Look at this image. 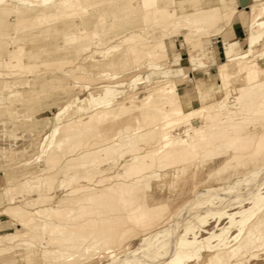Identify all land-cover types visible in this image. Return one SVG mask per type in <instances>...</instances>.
<instances>
[{"label": "bare ground", "instance_id": "6f19581e", "mask_svg": "<svg viewBox=\"0 0 264 264\" xmlns=\"http://www.w3.org/2000/svg\"><path fill=\"white\" fill-rule=\"evenodd\" d=\"M109 1L115 3L112 12L100 13V5ZM129 2L0 0V48H6L0 56V75L15 74L10 72L14 68L26 70L35 66L38 51L46 50L50 40L54 43L48 51L78 56L77 68L102 69L115 63L109 59L115 51L120 52V60L132 55L136 64L143 58L167 59L165 39L177 33L178 27H184L189 35L201 32L200 37L180 35L191 50L198 48L196 39L204 41L215 34L221 38L244 8L249 9L250 26L246 29L250 31L255 30L264 15V1L260 0H239L234 7L228 0H200L199 13L194 15L189 11L178 13L176 9L167 11L158 5V0H143L144 7L151 5V8L141 17L144 24L137 26L133 9L140 8ZM216 6L225 16L229 15L228 23L218 32L206 28L200 15L214 14ZM96 11L100 14L91 22ZM150 13L153 25L149 22ZM78 14H83L85 27L74 30L73 19ZM166 15L167 22H162ZM20 22L25 23L19 26ZM38 27L42 28L39 36L51 38L22 54L25 46L17 43L19 33ZM110 34V38L104 39ZM234 50L228 48L229 55L219 66V83L224 91L219 99L210 101L208 96L212 94L204 93L200 106L187 111L177 82L170 77L157 80L140 101L122 98L115 108L100 107L87 120L59 125L57 134L61 137L52 143L57 150H63L56 156L61 162L57 173L62 174L58 190L52 189V178L44 175L32 176L36 182L29 184L30 188L34 183L33 187L43 188L33 196L27 197L25 193L9 196L21 185L17 180L1 189L4 205L0 214L12 218L16 227L0 233V264L29 262L35 255L51 264H82L99 258L113 246L122 244L136 227L127 225V219L139 224L141 214L154 212L161 216L167 208L163 200L153 201L155 196L151 200L149 195L136 204L131 197L136 189H154L161 181V186L175 182L189 168L215 164L227 151L220 148L234 149L237 159L249 154L244 148L255 133L242 134L240 127L252 117L264 114V67L257 60L238 59L244 54ZM99 59L108 61L97 64ZM198 85L201 87L199 82ZM202 109H205L202 119L193 123L190 116ZM62 113L63 110L59 114ZM130 117L136 124L130 123ZM95 119L104 124L96 128V136H85V130ZM147 139V144L139 143ZM160 178V183L153 184ZM79 181L78 186L68 190L71 183ZM22 182L27 186L28 180ZM74 194L77 195L70 196ZM259 256L264 264V208L252 215L234 242L226 240L207 255L203 264H259L252 262Z\"/></svg>", "mask_w": 264, "mask_h": 264}, {"label": "rangeland", "instance_id": "374dc122", "mask_svg": "<svg viewBox=\"0 0 264 264\" xmlns=\"http://www.w3.org/2000/svg\"><path fill=\"white\" fill-rule=\"evenodd\" d=\"M127 1L139 6L140 9H133V14L137 17L135 24L142 26L144 23L141 17L151 5L144 7L143 0ZM228 1L231 7L239 4V0ZM114 5L111 1L102 3L99 11L109 14ZM158 5L166 7L167 11L176 9L178 13L189 11L194 15L199 13L201 3L200 0H158ZM220 9L216 6L212 10L214 14H200L206 28L211 31L218 32L229 21V15L225 16ZM99 11L93 12L91 22H95ZM248 11V8L242 9L238 17L226 27L221 38L215 34L204 38V41L196 39L198 48L191 50L180 39V35L188 36L189 31L184 27L176 28L177 33L175 31L165 39L167 59L160 61L143 58L136 64L132 55L120 60V52L115 51L109 58L115 60L112 65L102 69L77 68L79 57L48 51L54 43L50 40L51 44L46 50L38 51L35 66L26 70L14 68L10 72L15 74L0 75V209L4 205L2 187L16 180L21 185L9 196L17 197L25 193L29 197L43 190L41 187H33L35 183L30 188L29 184L35 181L32 176L35 175L50 176L52 189L58 190L62 174L57 173L61 162L56 156L63 150H57L52 143L61 137L57 134L59 125L71 120H87L100 107L115 108L122 98L126 101H140L157 80L170 77L176 80L181 101L187 111L200 106L204 93L207 96L212 94V97L208 96L210 101L219 99L224 95L219 83V66L229 55V47L244 54L238 59L243 57L247 62L257 60L264 67V15L255 30L250 31L246 29L250 26ZM82 16H75L73 20L76 23L72 29L85 27ZM148 18L153 25L152 13ZM167 19L166 15L161 21L167 22ZM24 23L20 22L19 26ZM237 23L244 26V32L238 38L235 35ZM41 30L38 27L19 33L17 43L25 46L22 54H25L26 49L35 50L37 43H44L51 38L39 36ZM199 35H202L201 32L189 36ZM5 52L6 48H0V56ZM62 110L63 113L59 114ZM203 112L205 109L192 114V122L200 121ZM130 123L136 124L133 117H130ZM103 124L93 120L85 130V136H96V128ZM240 132L255 133L248 147L244 148V152L249 154L237 159L234 149L220 148L227 151L215 164L189 168L181 172L175 182L164 184L166 187L160 185V178L153 181V184L161 181L154 185V189H136L131 195L136 204L144 202L147 195L151 196V200L155 196L153 201L158 199L157 202L161 200L167 203L164 213L161 216L154 212L141 214L139 224L133 219H127V225L136 227L123 243L113 246L99 258L82 264H203L207 255L226 240L234 242L248 226L252 215L264 208V114L245 121ZM139 143L145 145L148 139L139 140ZM49 149L51 155L46 156ZM25 179L28 180L27 186L26 182H22ZM79 184L80 181L71 183L68 190ZM158 185L161 188H157L160 187ZM0 222V233L16 227L14 220L7 214H0ZM252 262L261 264L263 257L259 256ZM15 264L51 262L41 261L39 255H35L32 261L18 260Z\"/></svg>", "mask_w": 264, "mask_h": 264}, {"label": "crops", "instance_id": "0c3cea01", "mask_svg": "<svg viewBox=\"0 0 264 264\" xmlns=\"http://www.w3.org/2000/svg\"><path fill=\"white\" fill-rule=\"evenodd\" d=\"M243 27H244V26H243L241 23H237V24L235 25V35H236L237 38L239 37V35H240L241 33L244 32V28H243ZM219 52H220V47H219Z\"/></svg>", "mask_w": 264, "mask_h": 264}]
</instances>
